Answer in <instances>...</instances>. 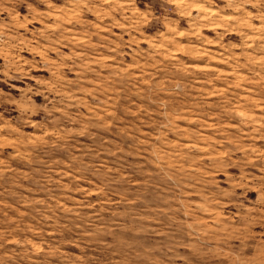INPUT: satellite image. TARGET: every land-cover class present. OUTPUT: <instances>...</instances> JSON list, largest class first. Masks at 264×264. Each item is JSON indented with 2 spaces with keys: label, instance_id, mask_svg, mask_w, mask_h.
<instances>
[{
  "label": "rangeland",
  "instance_id": "rangeland-1",
  "mask_svg": "<svg viewBox=\"0 0 264 264\" xmlns=\"http://www.w3.org/2000/svg\"><path fill=\"white\" fill-rule=\"evenodd\" d=\"M0 264H264V0H0Z\"/></svg>",
  "mask_w": 264,
  "mask_h": 264
}]
</instances>
